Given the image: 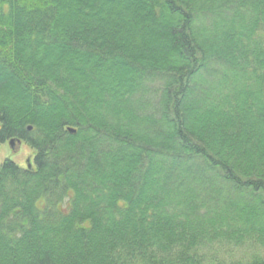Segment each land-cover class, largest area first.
<instances>
[{
	"label": "trees",
	"instance_id": "trees-1",
	"mask_svg": "<svg viewBox=\"0 0 264 264\" xmlns=\"http://www.w3.org/2000/svg\"><path fill=\"white\" fill-rule=\"evenodd\" d=\"M11 140L0 264H264V0H0Z\"/></svg>",
	"mask_w": 264,
	"mask_h": 264
},
{
	"label": "rangeland",
	"instance_id": "rangeland-1",
	"mask_svg": "<svg viewBox=\"0 0 264 264\" xmlns=\"http://www.w3.org/2000/svg\"><path fill=\"white\" fill-rule=\"evenodd\" d=\"M31 154L32 151L28 146L19 141L14 144L13 148L10 147L9 142L0 145V163H3L7 157L11 156L17 164L23 165L30 158Z\"/></svg>",
	"mask_w": 264,
	"mask_h": 264
},
{
	"label": "water",
	"instance_id": "water-1",
	"mask_svg": "<svg viewBox=\"0 0 264 264\" xmlns=\"http://www.w3.org/2000/svg\"><path fill=\"white\" fill-rule=\"evenodd\" d=\"M29 129H31V128H29ZM69 131H70L71 133H74V132H75L74 129H69ZM19 142H20V141H19ZM15 143H16L15 140H11V141H9V145H10V147L13 148ZM27 165H28V168H29V169H32V166H31V163H30V158H28V160H27Z\"/></svg>",
	"mask_w": 264,
	"mask_h": 264
}]
</instances>
